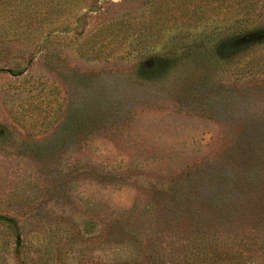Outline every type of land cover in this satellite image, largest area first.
<instances>
[{
    "label": "rangeland",
    "instance_id": "374dc122",
    "mask_svg": "<svg viewBox=\"0 0 264 264\" xmlns=\"http://www.w3.org/2000/svg\"><path fill=\"white\" fill-rule=\"evenodd\" d=\"M69 3L0 0V264H264L253 183L160 191L207 165L239 190L263 164L264 0ZM193 45L219 63L167 78Z\"/></svg>",
    "mask_w": 264,
    "mask_h": 264
},
{
    "label": "trees",
    "instance_id": "16d2710c",
    "mask_svg": "<svg viewBox=\"0 0 264 264\" xmlns=\"http://www.w3.org/2000/svg\"><path fill=\"white\" fill-rule=\"evenodd\" d=\"M66 4L69 3V0H65ZM70 4V3H69ZM53 13V10H51ZM45 15H50L49 9L44 11ZM24 15V14H22ZM24 20H26V15H24ZM31 20V18H30ZM32 21V20H31ZM36 21V19H35ZM247 35V34H245ZM245 35L241 37V39L245 38ZM244 43H247L246 41ZM214 50L210 48H200L199 46H190L186 48H179L177 47L176 50L167 52L164 54L166 61L170 63L169 68L166 71L165 76L167 78L174 77L179 74H183L184 72L189 70V67L192 66L193 68L199 67L200 70L206 68L207 65L209 66H215L219 63V57L214 55ZM69 70V69H68ZM205 70V69H204ZM12 75H19L21 74V69H10L9 70ZM202 75V74H201ZM81 76L86 80L82 78L81 83H86L85 86L81 89V98L87 100L89 96H92L91 94H94V90L99 89L96 93V96L92 97L93 103L96 104V106L101 107L102 103H104V88L103 86L99 87L100 85H97L95 79H92L95 76H99V82L102 81L103 77L100 75V73H92L89 75H86V73H81ZM69 77H71L69 75ZM206 77V76H205ZM203 80L205 78L203 77ZM95 100V101H94ZM90 110H78L76 108V112L80 117H86L89 114ZM2 130H4L2 128ZM262 165L260 168H256V170L253 173V176H249L250 179L246 183H244V188L237 189L236 186L233 185V182H226L224 177L220 171L217 172V170L210 169V165H207L205 167H199L195 169L194 171H191L189 174H186L185 176L181 177L180 181H183V184H186L185 188H182V182H174L171 185L164 186L162 189H160L163 193H169V194H178L179 192L181 194H184L186 191L191 196H203L205 197H224L227 195H233L238 194L239 192L244 191H250L252 187H249L253 183V193L257 197L264 198V157L262 159ZM209 166V167H208ZM209 169V170H207ZM226 175V174H225ZM193 178L196 182H187L188 177ZM230 180H234L230 179ZM224 181V183H223ZM180 184L179 186H175L174 184ZM232 186L235 188H232ZM237 189V190H236ZM246 194V193H245Z\"/></svg>",
    "mask_w": 264,
    "mask_h": 264
}]
</instances>
